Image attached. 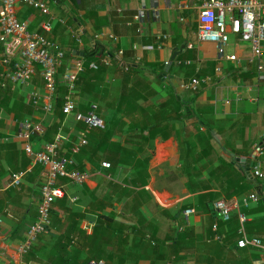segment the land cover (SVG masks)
<instances>
[{
	"label": "crops",
	"instance_id": "0c3cea01",
	"mask_svg": "<svg viewBox=\"0 0 264 264\" xmlns=\"http://www.w3.org/2000/svg\"><path fill=\"white\" fill-rule=\"evenodd\" d=\"M43 1L54 16L51 32H44L40 27L46 16L29 6L18 5L17 17L26 21L31 31L55 41L62 50H71L67 65L72 66L75 61L84 64V50L98 43L96 57L101 56L109 63L107 52L116 55L122 50L121 57L117 56L121 64L127 67L137 64L151 80L154 74L150 71L155 70L161 78L155 95L148 101H139L147 105L142 108L140 127L144 129V137L149 136L146 127L157 132L167 129L168 134L149 136L146 142L150 146L133 150L138 147V139L122 133L128 130V122L111 126L110 143L100 141L99 144L98 138L88 142L89 150L76 159L78 168L72 167L75 153L70 149L66 156V152L80 132L76 115H86L90 109L77 110L79 98L75 88V109L65 116L60 128L65 139L59 156H71L74 165L68 169L86 172L88 178L80 183L66 178L59 185L64 186L74 212L80 215L79 227L83 231L91 234L99 223L107 227L103 235L98 234L84 243L90 246L103 242L111 248L109 255L124 257L125 264H264L262 248L236 246L240 237V214L246 217L242 224L245 234L260 238L264 244V211L256 202L248 206L242 203L253 192L257 180L264 186V178L252 176V166L257 161L264 172V155L256 156L254 152V145L264 144V82L256 81L255 65L248 61L250 44L229 32L226 52L237 55L239 62L234 63L219 59L213 44L200 42L196 31L201 0H144L148 17L140 23L133 20L139 0H83L82 6H77L75 0ZM161 35L168 37L158 49L156 37ZM77 36L80 41L76 40ZM145 45L155 48H142ZM178 60L182 61L179 65ZM186 60L190 63L184 64ZM165 61L169 66L172 63V71H166ZM217 66L221 67L219 74L215 70ZM111 67L105 72L106 82L119 76L114 75L117 71L111 72ZM182 67L194 69L199 78L211 79L197 90L180 89L181 81L193 78ZM160 68L164 71H159ZM63 70L59 69V73ZM7 72L8 69L0 66V102L4 103L0 106V264H39L33 260L35 244L24 255L17 248L36 220L45 169L42 166L43 171L36 170L33 175L25 176L27 171L17 187H7V183L10 175L19 171H14V166L25 159L31 162L17 137L24 120L15 117L19 114L18 101L22 97L26 102L30 100L31 91L36 90L41 96L45 92L37 70L33 81L25 85L12 84L5 77ZM169 85L173 89L169 90ZM115 97V93L110 94V98ZM223 99L229 103H223ZM43 102L41 98L31 117L45 128L53 118L50 112L44 111ZM96 105L102 124L109 121L113 110L103 104ZM135 116L138 117L136 113ZM35 137L33 149H41L46 141ZM114 143H121L123 149L118 150ZM117 159L127 165L114 164L113 160ZM103 161L109 162L110 167H103ZM218 199L237 203L228 223L214 209L213 203ZM188 208H193L194 213L185 216ZM61 216L66 217L67 212L61 210ZM60 222L58 232L61 233L66 225L63 219ZM214 223L216 230L211 227ZM183 232L187 236L179 237L175 243L174 235ZM118 238L126 241L120 251L115 250ZM155 245L158 247L152 249ZM48 251V247H41L38 258L47 259Z\"/></svg>",
	"mask_w": 264,
	"mask_h": 264
},
{
	"label": "built area",
	"instance_id": "2783aa9c",
	"mask_svg": "<svg viewBox=\"0 0 264 264\" xmlns=\"http://www.w3.org/2000/svg\"><path fill=\"white\" fill-rule=\"evenodd\" d=\"M26 5L35 9L46 16L40 22V27L44 32L52 31L54 16L50 12L48 4L43 0H0V66L8 69L5 77L14 85H25L36 73L39 67V75L43 81L44 95L38 91H31L29 94L33 104L38 105L41 98L44 100L43 109L45 112H51L52 100L57 90L59 78L66 87L62 113L65 116L70 115L75 109L73 94L75 92V82L78 74L83 70V63L75 61L74 64L66 65L62 73L59 68L63 64L64 51L52 39L33 32L28 28L26 21H21L17 17V6ZM153 16H156L154 14ZM148 12L144 0H139L138 8L133 15V20L142 22L147 19ZM229 28V29H228ZM139 32L140 29H137ZM229 32L238 35L241 41L250 44L251 55L248 58L256 68V81L264 82V0H201L197 11V39L200 42L211 43L215 46L219 59H224L234 63L239 62L236 54H229L226 48L229 42ZM167 35L157 36L156 47L160 49L163 46V39ZM110 38L116 40V37L110 35ZM77 41L80 38L76 37ZM144 49H154V45H145ZM119 50L116 55H122ZM182 61L178 60L177 65ZM189 64L190 61H183ZM169 66V62H164ZM91 66L95 67L92 63ZM123 69L126 71L127 66ZM216 72H221V67H216ZM209 76L202 78H190L179 83V88L185 90H197L200 85L210 81ZM223 103L228 104V99H223ZM97 105L92 104L86 115L78 113L76 118L84 122L85 128L79 132L76 142L71 147V152H78L79 148L87 143V134L90 129L101 126L102 120L96 113ZM44 127L40 122L33 120L32 117H26L21 121L17 137L23 142V150L31 159L29 168L23 171L14 172L10 175L7 187H17L34 165L40 164L44 167V178L39 187L40 198L37 202V217L35 222L30 226L26 238L17 248L20 255L26 254L37 236L43 233L50 225V209L55 199L65 195L64 186L57 183L58 178H67L74 183L83 182L88 178V173L76 169H68L74 164V159L70 156L66 158L59 156L60 145L65 139L63 133L59 130L54 139L45 142L41 149H33V137L42 134ZM256 156L264 155V144L254 145ZM103 167H110V163L103 161ZM252 176L256 179H263L264 172L260 168L259 161L252 166ZM258 195L250 192L242 203L248 206L250 202H256ZM217 216L227 221L230 213L237 203H229L223 199H218L213 203ZM194 213L193 208L184 211L185 216ZM241 227L239 229L240 237L236 241L238 248L256 247L264 250V244L258 237H248L242 224L246 221L243 214L239 215ZM217 225L214 223L212 229L216 230ZM219 241L220 237L215 236ZM264 260V252L262 255ZM102 264V261L91 260L89 264Z\"/></svg>",
	"mask_w": 264,
	"mask_h": 264
},
{
	"label": "trees",
	"instance_id": "16d2710c",
	"mask_svg": "<svg viewBox=\"0 0 264 264\" xmlns=\"http://www.w3.org/2000/svg\"><path fill=\"white\" fill-rule=\"evenodd\" d=\"M74 2L77 6H82L84 3L83 0H75ZM88 37V35H85L86 39H89ZM97 45L98 43H96L94 47H90L88 50H84L85 54L83 58L85 60L83 64V70L79 73L75 82V88L78 91L77 97L79 98V108H77V110L85 112V110H89L91 108L90 106L92 103H96L99 104L98 107L104 105L108 108H111L113 110V115L106 123L103 122L101 126L90 129L89 133L87 134V143L84 146L80 147L78 152L74 154L75 165L73 164L74 166L72 167L75 168H78L77 161L82 152L89 150L90 144H88V142L91 143V141L98 138L99 144H101V142L110 143L108 141L111 134V126H123L128 122V130H126L125 132L123 131L122 133H125V136H128L129 138L133 137V139H138V141L136 142L138 143V147L133 148V150L141 149V147L145 145L150 146V144H147L146 142L149 136H154L155 134L159 133H165L163 134V136H166L168 134L167 129L165 130V132H157L154 130L152 131L150 127H146L149 132V136L144 137L142 135L144 129H141L140 127L143 111L142 108L146 107L147 105H144L143 102L139 101H148V98L150 96L155 95L156 91L159 89L156 87V84H161L160 73L157 74V71L151 70L150 72H153L154 74V78L151 80V78L145 74V70L142 67H139L137 64H130L128 66V69L125 71L123 69L124 64H121V59L118 58L115 53H112L110 51L107 52V59L109 63H107L101 56L96 57L97 50L95 48L97 47ZM63 51L64 60L62 66L59 68L60 70L64 69V67L69 63V57L72 56L71 50ZM92 63L95 65V67L90 65ZM110 65H112L113 67H111ZM110 67L111 72H113V70L114 72L117 71V74L114 75L119 76H116L114 78V81L109 79V81L106 82L105 79L107 78V76L105 77V72L109 71L108 68ZM172 67V63L170 64L169 68H167V66H164L167 72L172 71ZM182 68H185V74L189 75L190 77L199 78L197 77L198 73H195L194 69H189V67ZM37 71L39 73V67H37ZM159 71H164V69L160 68ZM57 79V90L53 97L52 110L49 113L53 120L49 124L45 125L42 134L36 135L35 138L38 141H52L56 133L60 130L65 118V115L62 113L61 108L64 103L66 87L59 78ZM32 81L33 78L29 82ZM168 89L170 90L173 88L171 87V85H169ZM111 93H115L116 97L110 98ZM18 103L20 105V108L18 110L19 114H15V117H18V119L21 120L25 117H31L33 112L39 106L33 104L31 100H27L26 102L25 97H22L18 101ZM3 104V102H0V106H2ZM135 113L138 115V117L135 116ZM78 124L79 125L76 126L77 128H79L78 130L81 131L85 128L84 122L78 120ZM60 131H62V129ZM142 137H144L145 139H142ZM72 145L73 143L71 144V146L69 145L70 147H68V143L66 142V146L68 147L66 156H68ZM112 145L115 146L118 150L123 149L120 147L121 143H114ZM98 148L99 147L97 146L95 148V151ZM113 161L116 165H127V163L125 161H122V159ZM29 163L30 160L25 159L23 163H21L17 167L14 166L13 169L14 171L26 170L25 167ZM136 166L139 167L140 162H137ZM36 170L43 171L42 165H34L28 171L29 173L25 176L33 175V172ZM65 179L66 178L59 179L58 184H60V182ZM253 192L258 195V200L256 201V203L259 205L260 209L264 211V186L258 180L254 183ZM74 208V205L71 204L70 200L66 197V194L61 199L54 200L50 209V225L43 233L37 236L35 243H33L35 244V247L33 245V260L35 262H38L39 264H89L91 260H94L96 262L103 260L102 264H125L126 261L124 257L110 256L109 252L111 248L106 244L104 246L103 242L101 244H91L90 246H88V243H84L85 240L91 239L98 234L103 235L104 231L107 230V227L105 229L104 227H101V224L99 223L93 228L91 234H87L79 227V220H81V217L76 212H74ZM61 210H65L67 212L66 217H59ZM62 219L64 221V224L66 225V228L60 233L58 231L59 224L61 223L60 221ZM230 221L231 219L229 221L227 220V222L224 221V223H228ZM30 226L28 227V229L30 228ZM115 231L117 233H121L117 230ZM174 236V241H176L175 243H177L179 237H185L187 236V234L186 232H183L181 233V235L177 234ZM117 240L118 241H116L115 243V250L120 251L126 245V241L124 240V238H118ZM41 247L49 248V257L47 259L45 257L42 259L38 258ZM157 247L158 245H155L152 249H156Z\"/></svg>",
	"mask_w": 264,
	"mask_h": 264
},
{
	"label": "water",
	"instance_id": "95a60500",
	"mask_svg": "<svg viewBox=\"0 0 264 264\" xmlns=\"http://www.w3.org/2000/svg\"><path fill=\"white\" fill-rule=\"evenodd\" d=\"M174 55H175V54H174ZM174 55H173V57H174ZM173 57H172V58H173ZM238 161H240V162H242V163H243V161H244V160H241V159H239V158H238ZM248 170H249V168H248V167H246V171H248Z\"/></svg>",
	"mask_w": 264,
	"mask_h": 264
},
{
	"label": "rangeland",
	"instance_id": "374dc122",
	"mask_svg": "<svg viewBox=\"0 0 264 264\" xmlns=\"http://www.w3.org/2000/svg\"><path fill=\"white\" fill-rule=\"evenodd\" d=\"M192 17H193L194 20H195V18H196V13H195V12H193ZM180 89H181V88H180Z\"/></svg>",
	"mask_w": 264,
	"mask_h": 264
}]
</instances>
